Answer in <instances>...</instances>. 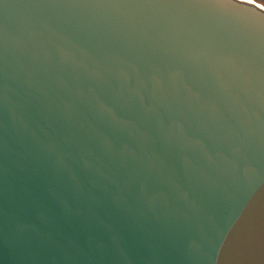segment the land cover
<instances>
[{
  "label": "water",
  "instance_id": "water-1",
  "mask_svg": "<svg viewBox=\"0 0 264 264\" xmlns=\"http://www.w3.org/2000/svg\"><path fill=\"white\" fill-rule=\"evenodd\" d=\"M0 264H264V4L0 0Z\"/></svg>",
  "mask_w": 264,
  "mask_h": 264
},
{
  "label": "rangeland",
  "instance_id": "rangeland-1",
  "mask_svg": "<svg viewBox=\"0 0 264 264\" xmlns=\"http://www.w3.org/2000/svg\"><path fill=\"white\" fill-rule=\"evenodd\" d=\"M256 1H258V2H260V3H262V4H264V0H256Z\"/></svg>",
  "mask_w": 264,
  "mask_h": 264
}]
</instances>
